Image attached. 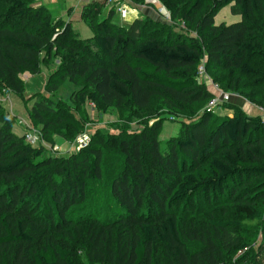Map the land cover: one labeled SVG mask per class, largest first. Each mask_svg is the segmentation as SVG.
Here are the masks:
<instances>
[{"label":"trees","instance_id":"16d2710c","mask_svg":"<svg viewBox=\"0 0 264 264\" xmlns=\"http://www.w3.org/2000/svg\"><path fill=\"white\" fill-rule=\"evenodd\" d=\"M160 1L177 27L141 16L128 28L118 26L114 9L101 19L105 2L85 3L81 16L94 36L83 40L71 23L58 27L37 0H0V94L23 97L21 75L38 74L41 64L58 58L46 91L56 95L67 82L81 86L63 107L86 118L89 103L104 115L136 109L147 123L164 116L151 110L156 96L172 110L206 102L164 153L161 121L121 136L122 165L130 171L99 194L93 182L102 179L117 144L99 136L78 153L82 159L47 157L55 137L69 141L53 101L42 93L30 99V126L43 141L38 147L13 132L0 101V264H245L252 243L247 228H264V119L234 99L264 108V0ZM230 4L242 20L216 25L215 16ZM202 61L213 84L231 95L216 108L232 116L205 110L216 93L199 79ZM75 118L78 131L69 134L76 139L82 125Z\"/></svg>","mask_w":264,"mask_h":264},{"label":"rangeland","instance_id":"374dc122","mask_svg":"<svg viewBox=\"0 0 264 264\" xmlns=\"http://www.w3.org/2000/svg\"><path fill=\"white\" fill-rule=\"evenodd\" d=\"M148 1L149 2L145 6L140 7L143 9L142 12H139V14H134L131 11L129 17L126 19H122L119 12L116 11L112 19L113 23L118 26H124L128 28L131 26L132 22L134 21V19H136L137 16L142 15L141 17L152 18L154 21L158 22L157 25L162 24L161 27H163L164 29L168 27H177L176 24L172 21L171 14L166 10L160 0ZM87 2L92 1L37 0L35 6H48L51 11L52 18L57 23L58 27L63 28L64 26H66V24L71 23L74 32L79 35V38H82L83 40H88L94 36V32L88 22L84 20L81 16L82 7ZM131 6L138 7L135 4H132ZM232 6L233 4H230L222 8L217 13V15L215 16L216 25H220L223 23L231 25L234 23H238L242 20L241 15H236L232 13ZM110 9L111 8H109L108 6L103 9V13L101 15L102 20L108 17ZM60 64L61 60L57 58V60L53 64H50V66H47L44 63L41 64V70L38 74H22L21 78L24 81L23 97L18 94L12 93L10 94V99H8L7 95L0 94V101H2L1 103L3 104L5 114L8 113L7 115L11 119L10 123H12V125L14 126L13 132L18 136L25 135V130L30 127L31 117L29 109L30 106L33 104L31 103L30 99L35 94L42 93L43 95H46L49 100L53 101V105L51 108L55 109L56 112H59L60 114L62 113L61 116H63V118L65 119L64 125L68 124V128L64 129L66 131L65 133L68 135L69 141H66L64 138L55 137L56 143H50L51 145L55 144L53 146L54 148L50 144H47L48 150L45 149L44 152V155L47 157L65 160L82 159V155L78 156V153L82 152L87 145H92L95 141H98L99 136L109 137V141H111L113 144H117L114 149L110 150L109 156L104 160V172L102 173V179L99 182H93V186H96L99 194L107 193L110 185L114 181V178L119 177L122 171H130V168L125 163L122 165L124 155L121 149L118 148L120 142L123 140L121 136L126 138V135L128 134H133L136 132L139 133L145 130L146 127L151 128L155 125V123L161 121L162 129L159 132L158 139L160 141L161 152L164 153L168 149L169 140L173 137L178 136L180 129L184 125V123L190 122L194 115L202 113L204 105L206 103L205 101L194 102L191 104L189 103L184 105V110H179L177 108L172 110L169 109L168 105L166 104V99L162 98V96H156L152 100L151 110L155 111L153 113L163 112L164 116L161 119L158 115L147 123L136 109L127 108L123 110L122 108H112L109 110L108 114L104 115L99 110H95L93 104L89 103L83 108V111H85L86 115L88 116V118H86L82 112L72 111L70 107H68L67 110L63 107V105H65L67 101H69V103L71 104L70 100L75 92L74 89H78L81 86H74L73 84L67 82L62 88V90L57 92L56 95L51 96L46 91V82L49 76L57 70ZM221 75L224 74L219 73L218 76ZM244 81L250 83L248 80ZM80 85H82V83H80ZM251 86L253 85L251 84ZM236 99L238 98L234 99L235 102ZM261 100L262 99L259 97L255 101L258 104H262ZM208 104L205 107V110H208ZM234 104L242 107L243 109L246 108L247 113L254 116L261 115L260 108L263 109V107L259 108L254 105H250L244 99ZM262 105H264V103ZM63 110L64 112H62ZM211 111H215L218 116H225L228 112L227 110H225V108L223 110L221 108L219 109V107L214 108ZM193 113L195 114L193 115ZM75 117H77V119L81 122L79 124L82 125V129L79 132L78 137H88V140L85 142V144H80L78 142L79 139L76 140L78 137L75 139L69 134V132L73 133L74 131H78L79 125H74V123H76ZM51 121L52 123L58 124V120L54 116L51 117ZM39 145L40 143L36 144L37 147ZM89 149L90 148L88 147L85 150ZM144 149L146 151H143L142 155L148 153L145 147ZM104 151L106 153V150ZM144 163L146 167L149 166L148 161L145 160ZM150 170H153V172H151L150 174L160 175L158 167L156 169L152 167L146 168L147 172H150ZM101 201L102 202L100 206L104 207L106 212L108 213L110 210L109 203H107V201L105 202L104 200ZM114 203L115 202H113V205ZM247 230V236H249L250 241H252V243L250 247L245 250L247 254L244 256L243 263L264 264V228L253 230L251 228H247Z\"/></svg>","mask_w":264,"mask_h":264},{"label":"built area","instance_id":"2783aa9c","mask_svg":"<svg viewBox=\"0 0 264 264\" xmlns=\"http://www.w3.org/2000/svg\"><path fill=\"white\" fill-rule=\"evenodd\" d=\"M87 1H95V0H87ZM105 2V5L111 8L110 10L114 9V11L119 12L122 19H126L129 17L130 12L134 11V8H132V1L131 0H99ZM149 2L148 0L146 1ZM146 3V4H147ZM145 6V5H144ZM141 7V6H138ZM198 76L199 79L203 82H206L209 84H213L212 80L210 79L209 75L206 72L205 68V61H202L199 69H198ZM216 97L213 98L209 104H208V111H211L212 109L216 108L218 106L219 102H226L231 99V95L229 93H224L218 85L213 84ZM4 94L7 95V98L10 99V92L4 91ZM260 113H262V118L264 119V108H260ZM79 139V140H78ZM25 140L27 143L31 145H36L38 143L42 144L43 141L41 139V135L39 133V130L35 129L34 127L30 126L28 127V131L25 134ZM80 144H85V142L88 140L87 136L81 137L80 136L76 139Z\"/></svg>","mask_w":264,"mask_h":264},{"label":"crops","instance_id":"0c3cea01","mask_svg":"<svg viewBox=\"0 0 264 264\" xmlns=\"http://www.w3.org/2000/svg\"><path fill=\"white\" fill-rule=\"evenodd\" d=\"M38 4V3H37ZM132 8H134V11H132L134 14H139V12H142L143 11V9L142 8H140V7H132ZM142 16V15H141ZM138 17H140V15L139 16H137L136 18H138ZM135 20V19H134ZM242 99L241 98H239V99H236V102H240ZM244 110H246L247 111V109L246 108H244ZM228 111V112H227ZM226 112V114H228L229 116H232V114H233V112L231 111V110H227ZM25 132H27L26 130H25Z\"/></svg>","mask_w":264,"mask_h":264},{"label":"clouds","instance_id":"9594fccd","mask_svg":"<svg viewBox=\"0 0 264 264\" xmlns=\"http://www.w3.org/2000/svg\"><path fill=\"white\" fill-rule=\"evenodd\" d=\"M3 95H5V94H3Z\"/></svg>","mask_w":264,"mask_h":264}]
</instances>
